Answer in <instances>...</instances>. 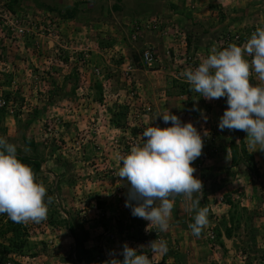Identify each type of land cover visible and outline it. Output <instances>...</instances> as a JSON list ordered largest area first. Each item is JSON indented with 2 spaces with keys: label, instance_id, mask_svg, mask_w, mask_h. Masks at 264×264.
<instances>
[{
  "label": "rangeland",
  "instance_id": "1",
  "mask_svg": "<svg viewBox=\"0 0 264 264\" xmlns=\"http://www.w3.org/2000/svg\"><path fill=\"white\" fill-rule=\"evenodd\" d=\"M0 5L22 25L37 28L21 39L0 31L6 50L0 54V100L7 102L0 107V136L21 154L44 160L37 181L54 198L46 220L22 223L21 253L10 250L13 234L4 235L8 216L0 215V264H105L125 242L147 246L157 238L168 247L166 254L157 253L160 264H264V151H254L243 131H220L226 99L199 98L183 76L213 49L222 50L232 34H244L242 44L229 40L243 47L251 30L264 26V0H94L76 8L64 0H1ZM147 40L156 43L159 56L152 66L143 65L148 75L137 71ZM104 56L110 65L97 60ZM169 110L209 134L202 150L209 157L201 154L203 162L200 157L193 162L204 186L200 207L209 210L199 237L189 228L195 212L183 196L175 197L167 231H146L149 222L125 207L127 187L116 176L120 157L142 142L146 126L152 121L168 126L159 115ZM233 140L241 154L236 164ZM243 146L254 163L243 159Z\"/></svg>",
  "mask_w": 264,
  "mask_h": 264
},
{
  "label": "clouds",
  "instance_id": "2",
  "mask_svg": "<svg viewBox=\"0 0 264 264\" xmlns=\"http://www.w3.org/2000/svg\"><path fill=\"white\" fill-rule=\"evenodd\" d=\"M183 76L199 98L226 99L227 107L218 122L220 131H243L254 151H264V26L257 27L243 47L233 43L213 49L198 66L185 69ZM250 78L256 83H250ZM199 111L206 122L207 115ZM159 116L168 126L152 121L143 129L142 142L120 157L116 176L127 187L125 207L133 217L153 226L149 229L147 225L146 231L165 232L175 197L183 196L195 212L189 228L199 237L208 224L209 210L200 207L204 186L194 175L193 162L201 156L209 134L170 110ZM53 201L31 167L18 158L16 146L0 136V215L6 214L16 223H40L47 219ZM167 251V242L159 238L147 246L132 247L125 242L119 252L109 254L105 264H158L156 254Z\"/></svg>",
  "mask_w": 264,
  "mask_h": 264
},
{
  "label": "built area",
  "instance_id": "3",
  "mask_svg": "<svg viewBox=\"0 0 264 264\" xmlns=\"http://www.w3.org/2000/svg\"><path fill=\"white\" fill-rule=\"evenodd\" d=\"M1 6L2 5H0V31L10 32L15 39H21L22 37L26 38L29 35H34L35 30H37V28L33 23H29L27 26L22 25L20 20L14 16L15 14L11 10L5 9ZM50 25L51 24H49V26ZM254 31L255 29L253 28L251 30V33H253ZM243 37L244 34L242 32H239V34H232V36L226 37L224 42V48H226L229 44H232V42L229 43V40L231 39H234L236 43L242 44V42H245L244 40L241 42V39H243ZM141 61L143 65L148 67L157 63L159 61L158 49L151 45L147 46V48H145V50L141 54ZM131 71L132 67L128 66L127 74ZM96 75L101 77L100 70L96 69ZM250 83L254 84L255 82L250 79ZM6 105V101L0 100V107H5ZM147 110H150V108L148 107ZM9 112L14 113V110H12V108H9ZM203 156L206 157V154H203ZM203 156H200V161L204 160ZM7 264H12V262H9Z\"/></svg>",
  "mask_w": 264,
  "mask_h": 264
},
{
  "label": "trees",
  "instance_id": "4",
  "mask_svg": "<svg viewBox=\"0 0 264 264\" xmlns=\"http://www.w3.org/2000/svg\"><path fill=\"white\" fill-rule=\"evenodd\" d=\"M115 8L118 9L119 6L116 5ZM2 41H3V39L1 38V41H0V54L3 53V52L6 53L5 46H4ZM189 41H191L190 38H189ZM99 88H101V86H99ZM29 143L32 144V142H30V141H29ZM242 143H244L243 139H242ZM231 153H232V161H233L234 164H236L238 162V159L241 156V154H240L239 148H238L235 140H233L231 142ZM241 153H242V157H243L244 160L250 159L251 163H254L253 157L248 154V151L245 149L244 146L242 148ZM203 154H206L207 158L209 157L208 153H203ZM17 156H18L19 159H21V161L24 164L29 165L31 167V169L33 170V172L35 174V177L37 179V175L42 172V164L44 163V160L40 159V158H37V157H31V156L23 155V154H21L18 151H17ZM201 162H203V161H201ZM201 162H200V164H201ZM7 224H8V229L4 232V235L6 233L10 232V233L13 234V237H14L13 239L10 238L8 246H9L10 250H12L14 252L21 253L23 251L25 245H26L25 241H23V240L20 241L19 240L21 235H22V233H23V231H24L22 223L13 222L10 218H8ZM70 229H71V232L74 233V230H73L72 226H70ZM226 236L228 238L231 237V233H230L229 229L226 231ZM78 261L80 262L81 260L78 259ZM158 264H160V263H158Z\"/></svg>",
  "mask_w": 264,
  "mask_h": 264
},
{
  "label": "crops",
  "instance_id": "5",
  "mask_svg": "<svg viewBox=\"0 0 264 264\" xmlns=\"http://www.w3.org/2000/svg\"><path fill=\"white\" fill-rule=\"evenodd\" d=\"M84 1H88V2H84ZM94 2V0H64V2H68V3H71L72 5H73V7L74 8H76V5L77 6H79V3L81 2V4H84V5H91L93 2ZM73 8V9H74ZM176 16H178V19H182V16H180V14H175ZM174 40V39H173ZM144 44L146 45V46H149V45H151L152 46V44H154V45H156V43H154V41H151V40H147V41H145L144 42ZM49 45H50V47L51 46H53V43L51 42V41H49ZM158 45L159 46H157L158 48H159V50H161V52H163V50H164V47L166 46V40H164V38H163V43L162 44H159L158 43ZM172 45H174V44H172ZM161 47V48H160ZM117 49V47L116 46H114L113 47V49ZM111 53H113V52H110V54ZM97 60H99V62H104L105 63V65H106V63H108L109 65H110V62H111V60L109 59V58H107L106 56H104V59H101V58H99L98 59V57H97ZM46 63H47V61H45ZM139 69L137 70V71H140V72H143V73H147V72H145V70H147L144 66H143V64L140 62V66L138 67ZM109 70H110V68H108ZM145 69V70H144ZM160 70H156V71H154V72H159ZM146 75H148V74H146ZM106 101V100H105ZM116 105V106H115ZM113 107H117V103L115 104ZM162 105V107H163V104H161ZM46 106V105H45ZM46 108H47V106H46ZM42 109H44V112H45V108H42ZM259 159H262V156H259L258 158L255 156V160L256 161H258ZM260 165H262L263 166V163H261ZM264 167V166H263ZM156 258H158L159 259V257H158V254L156 255Z\"/></svg>",
  "mask_w": 264,
  "mask_h": 264
},
{
  "label": "water",
  "instance_id": "6",
  "mask_svg": "<svg viewBox=\"0 0 264 264\" xmlns=\"http://www.w3.org/2000/svg\"><path fill=\"white\" fill-rule=\"evenodd\" d=\"M223 239L225 241L226 247L229 248L230 244H231V241L228 238H226V236H223Z\"/></svg>",
  "mask_w": 264,
  "mask_h": 264
}]
</instances>
